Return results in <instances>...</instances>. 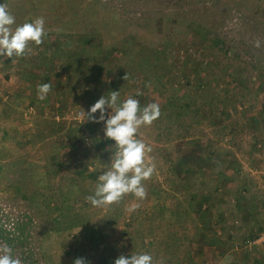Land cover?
<instances>
[{
	"label": "rangeland",
	"instance_id": "374dc122",
	"mask_svg": "<svg viewBox=\"0 0 264 264\" xmlns=\"http://www.w3.org/2000/svg\"><path fill=\"white\" fill-rule=\"evenodd\" d=\"M0 4L13 27L45 20L34 54L0 57V201L33 219L40 264H264V0ZM111 91L161 115L137 133L146 198L99 208L86 197L114 141L78 113Z\"/></svg>",
	"mask_w": 264,
	"mask_h": 264
},
{
	"label": "clouds",
	"instance_id": "9594fccd",
	"mask_svg": "<svg viewBox=\"0 0 264 264\" xmlns=\"http://www.w3.org/2000/svg\"><path fill=\"white\" fill-rule=\"evenodd\" d=\"M15 24V17L8 11L7 6L0 4V57L12 62H15L14 58L34 54L30 45H41L45 35L43 17L13 27ZM259 46V41H256L254 47ZM3 60L0 63H3ZM123 79H127V74ZM51 88L50 83L38 85V99L44 100ZM119 96V91H111L107 97L101 96L87 113L79 108L78 115L82 123L87 121L104 124V137L114 141L115 148L106 170L97 177L94 194L86 197V201L93 207L103 208L117 204L129 194L136 201H142L147 196L144 181L150 179L155 172V164L148 156L152 149L142 139H137V133L141 127L150 126L159 118L160 106L157 103H149L141 109L137 99L128 97L118 103ZM105 109H111L107 118ZM97 112L98 118L94 116ZM137 207L139 203H133L129 211ZM12 251L9 245L0 243V264H22L19 257L12 255ZM73 264H87V261L84 258H76ZM113 264H153V257L147 253L130 254L128 257L121 255Z\"/></svg>",
	"mask_w": 264,
	"mask_h": 264
},
{
	"label": "trees",
	"instance_id": "16d2710c",
	"mask_svg": "<svg viewBox=\"0 0 264 264\" xmlns=\"http://www.w3.org/2000/svg\"><path fill=\"white\" fill-rule=\"evenodd\" d=\"M21 198L27 200L24 196ZM33 224L29 215L0 201V243L9 245L13 250L12 255L19 257L22 264H40L31 246Z\"/></svg>",
	"mask_w": 264,
	"mask_h": 264
},
{
	"label": "built area",
	"instance_id": "2783aa9c",
	"mask_svg": "<svg viewBox=\"0 0 264 264\" xmlns=\"http://www.w3.org/2000/svg\"><path fill=\"white\" fill-rule=\"evenodd\" d=\"M261 242H264V235H263V238L261 239Z\"/></svg>",
	"mask_w": 264,
	"mask_h": 264
}]
</instances>
